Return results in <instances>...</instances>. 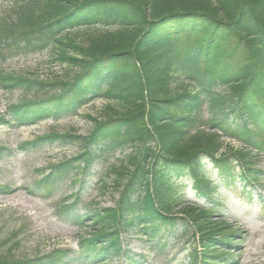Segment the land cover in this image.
<instances>
[{
  "label": "trees",
  "instance_id": "trees-1",
  "mask_svg": "<svg viewBox=\"0 0 264 264\" xmlns=\"http://www.w3.org/2000/svg\"><path fill=\"white\" fill-rule=\"evenodd\" d=\"M16 13L17 20L0 27V61L13 55L5 53L10 48L16 54L51 48L55 61L76 73L43 81L0 69V88L33 94L0 113V126L76 116L92 100L124 106L105 118L89 115L94 124L87 136L48 133L18 146L21 152L58 143L83 150L38 180L35 188L46 195L65 173L84 172L82 164L87 170L135 148L104 177L114 172L121 188L115 208L85 214L76 199L59 209L70 224L101 226L81 242L82 264L122 255V230L144 234L156 251L180 222L183 234L193 227L200 235L186 264H232L244 240L224 219L217 194L239 188L254 196L257 187L264 197V169L256 164L264 156V0H25ZM94 27L114 30L88 37L87 44L64 37ZM184 34L190 41L179 46ZM178 79L185 87L171 89ZM224 137L242 148L223 151ZM4 154L15 150L0 146ZM189 180L194 199L187 201ZM9 192L0 184L1 195ZM71 252L55 250L18 264H60ZM137 256L141 261L129 257L131 264L143 262Z\"/></svg>",
  "mask_w": 264,
  "mask_h": 264
},
{
  "label": "rangeland",
  "instance_id": "rangeland-1",
  "mask_svg": "<svg viewBox=\"0 0 264 264\" xmlns=\"http://www.w3.org/2000/svg\"><path fill=\"white\" fill-rule=\"evenodd\" d=\"M24 3L25 0H0V27L7 26L12 20L13 22L17 20L16 12ZM106 30L110 28H79L64 34L76 38L79 42L88 43V37H95L101 32L103 34ZM177 38L180 39L179 46L190 41L186 34ZM5 53L13 55L6 61H0V69L17 75L23 74L43 81H55L71 78L76 73L70 66L56 62L51 48L32 54H16V50L10 48ZM183 83H174L171 89H182L186 85ZM32 96L33 94L15 90L9 92L0 88V113L5 111L12 102H20L24 98L31 99ZM113 110L121 112L124 106L99 99L89 102L77 116L48 119L21 128H10L5 125L0 127V146L15 149L13 155L0 156V183L9 184L14 189L10 194H0V255H2L3 263L18 264V262L46 255L56 248L76 249L78 242L84 240L98 226L88 221L81 228L67 223L63 217L56 215V211H59L63 204L71 202L75 195L78 194L81 197L82 201L78 204L81 213L87 214L93 208L115 207L120 195V188L114 181L115 173H111L110 180L106 182L102 179L103 173L111 169L113 164L120 166L121 160H128L126 157L134 153L135 148L129 147L123 152H116L109 163L95 164L91 168V175L83 173L77 175L72 171L64 174L49 195H46L42 189L37 190L36 183L59 162L80 154L78 147L76 145L61 146L58 143L47 144V146L25 152L18 150V146L25 141L34 140L48 133L74 132L87 135L94 124L89 115L98 119L105 118L112 114ZM256 164L264 169V157H258ZM74 179L79 181L72 183ZM240 190L224 188L218 195L222 198L221 209L227 210L226 219L229 225L235 224L240 234L238 236L244 240L234 249L233 263L264 264V204L258 197L261 190L257 187L252 189L256 191L255 197ZM190 192L191 188L186 193L185 199ZM179 210L180 206L175 208L176 215L180 217L182 211ZM218 214L215 213L214 218H219ZM182 226L183 223L180 222L172 229L173 232L167 235L165 242L156 251L146 249L144 234L124 231L123 241L133 252L143 253L146 256L144 264H186L195 233L190 229L188 234H183ZM63 259L61 264H81L76 253H70V256ZM103 264H126V260L114 257Z\"/></svg>",
  "mask_w": 264,
  "mask_h": 264
}]
</instances>
